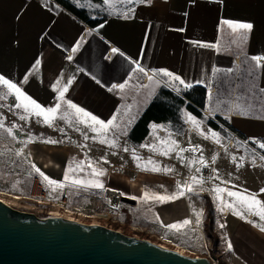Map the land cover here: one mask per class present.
<instances>
[{
	"label": "crops",
	"instance_id": "1",
	"mask_svg": "<svg viewBox=\"0 0 264 264\" xmlns=\"http://www.w3.org/2000/svg\"><path fill=\"white\" fill-rule=\"evenodd\" d=\"M113 5L120 10L109 13L106 20L92 27L55 0H0V74L17 83L27 95L45 107L58 102V92L52 87L56 81L60 80L59 86L63 87L74 78L65 99L105 122L116 115V123L120 124L119 130L107 133L109 140L117 141L118 146L111 147L100 144V137L84 125H70L58 118L48 126L42 117L18 109V119L24 115L27 119L20 120L30 123L33 130L30 136L38 137L30 140V152L34 155L38 151L51 153L46 162L37 154L34 161L53 178L59 176V171L64 178L69 164L111 163L110 169H100L107 178L122 174L129 183L140 186L134 196V210L140 221L182 237L200 231L209 240L204 239V243L206 241V245L214 249V254L221 251L235 264H264V232L255 226L264 224V221L247 211L241 218L225 207L235 199L227 195L228 191L255 194L264 202V192H261L264 189V149L259 147V143H264V92L261 91L264 89V66H256L257 80L248 87L238 76L240 70L245 69L243 67L248 68L247 61L256 64L252 56H264V0H224V4L212 0H195V3L192 0H145L143 4H126L127 7L114 0ZM129 8L134 12L125 19L123 13ZM223 19L251 22L254 30L247 41L237 38L233 43L231 30L220 23ZM77 43L80 47L72 51ZM112 48H117L118 52L112 53ZM37 59L41 61L40 65H35ZM137 64L149 75L154 70H168L192 86L208 87L204 115L199 117L183 108L179 125L153 122L148 136L140 144H134L129 138L132 128L165 85L163 82L169 79L158 75L154 76V81H160L159 84L150 82L147 75L133 71ZM214 69L218 71L214 72ZM235 72L234 91L227 102L220 89L225 86L226 77L235 78ZM125 81L123 91L118 88L109 91L113 84ZM168 87L176 92L185 88L178 81H171ZM252 87H255L254 93V89H249ZM6 99L15 100L14 95ZM61 104L60 113L71 111ZM237 104L240 108L235 107ZM187 116L194 117L199 127L193 125ZM218 117L229 126L222 124ZM71 119L75 120L74 117ZM209 119L218 123L220 128L211 126ZM153 125L158 127L153 128ZM125 131L126 134H122ZM15 132L22 137L23 131ZM213 132L219 139L212 136ZM85 134L89 136L88 140L84 139ZM94 136L96 139H92ZM47 140L58 143H46ZM171 141L175 144L172 145ZM18 143L21 145L20 140ZM151 146L157 150L153 151ZM169 146L174 147V151L162 155ZM59 153L68 154L59 156ZM196 153L198 159L204 157V163H210L212 170L208 175L202 173L200 161L192 165L180 163ZM134 155L142 163L156 162L161 171L138 168L136 163L139 161L133 159ZM116 163L133 164L119 167ZM151 167L148 165L149 169ZM198 168L199 172L196 171ZM83 169L87 171L86 166ZM193 176L202 182L192 184L194 191L188 192L184 185L185 182L191 184ZM178 183L185 193L179 200V196L163 203L144 198L145 192L171 196L175 190L177 193ZM216 188L224 191L217 194ZM208 203L212 206L213 217L209 232L206 230ZM152 212L157 220L151 216ZM111 213L121 223L118 209L111 210ZM183 216L192 217L190 221L195 232L184 234L181 229L167 227ZM229 243L232 244L231 250Z\"/></svg>",
	"mask_w": 264,
	"mask_h": 264
},
{
	"label": "rangeland",
	"instance_id": "2",
	"mask_svg": "<svg viewBox=\"0 0 264 264\" xmlns=\"http://www.w3.org/2000/svg\"><path fill=\"white\" fill-rule=\"evenodd\" d=\"M85 4L97 10L99 12L97 14H105L104 12H106V14H109L116 12V10H120L117 9L114 5H112L111 7H109L106 4L97 6L89 1H86ZM124 6L127 7L128 5L126 6V4H124ZM244 62L245 61H242L241 63ZM246 63L248 65V68L243 67L245 69L240 70L238 76L244 85L245 83H247L245 87H248L257 80V77L255 75V73L257 72V68H256V64L251 62L250 60L247 61ZM250 71L252 72L251 74ZM235 79H236V72H235V78L231 76L226 77L224 83L225 86L220 89L225 94L227 98V102H228V98L234 91V88L232 86V81L234 83ZM249 89L252 90L254 89L252 93L255 92V87ZM244 90L246 91L247 89L244 88ZM16 103H17L16 100L7 101V99H0V123H2L4 126L3 128H0L1 130L0 131V189L1 190L7 193H13L17 195L29 194L31 191L29 188V181H30L29 178L33 173V169H32V165H33L36 168H39L50 179L61 182L64 184V187L69 188V196L71 198L68 200V202L71 206L74 205L80 207L90 206L91 197L83 194H78L79 191L87 192V193H101L104 189L111 187L124 192L125 195H129L133 197L135 196V191L136 189H139L140 186L135 183L134 184L129 183L126 177L123 176L122 174L116 176H110L111 178H107V176L105 175L97 176V177L92 176V168H96L99 170L103 169V171H106L105 168H109L111 163H82L83 166H86L87 171H85L83 168L82 170L76 169V171L70 174L73 178H78L81 180H99L104 185L102 189L101 188L90 189L91 187L85 188L84 186H74L71 183H68L69 181H65L61 177L62 173L60 174V171H59V176L58 177L55 176V178H53L52 175L50 176L49 174L45 173V171L39 166V164L34 161L36 157L35 155L37 154L40 160L42 159L43 161L46 162L47 158L50 157L51 153L47 151H38L34 155L32 152H30V146H31L30 140L38 137L30 136L33 130L30 126L29 121L23 122L20 119H18V114H17L18 109L15 107ZM221 107L224 108L223 105H221ZM7 128L12 129L11 135L7 133L6 131ZM15 130H20L21 132L23 131L21 135L22 137L16 135ZM1 132H4V134H2ZM18 140L21 141V145H19ZM60 154L63 156V154L65 155L68 153H59V156ZM97 154L100 155L101 153H97ZM102 155H107V153H102ZM203 158L204 157H202L201 159ZM201 159H198L196 153L194 156L190 155L184 161H180V163H190L192 165V163H198ZM152 162L155 163L154 165L156 167L158 166L156 162L154 161ZM138 163H140L143 166L147 162L142 163L141 161H139ZM89 164H91L92 167H89ZM128 164H133V163H116V166L123 167V166H128ZM204 164H208V163L206 162ZM71 165L74 167L76 164H71ZM138 168L143 169V167H138ZM64 187L53 190V186H51L50 187L51 197L55 200L59 199L60 194L63 191ZM168 193H169V188H168ZM179 198L180 196L178 197V200ZM9 200L16 209L34 213L38 217L44 216L42 212L35 209L33 205L28 204L25 201L14 200V199H9ZM140 206L141 205H139V207ZM135 207H136L135 204L122 203L120 208H116L118 209V213L120 214L119 221H121V223L120 222L118 223V221H116L114 223V228L116 227V225H118L119 226L118 228L122 229L121 230L122 232H125L129 235L137 236L139 238L152 240L153 242H156L158 244H163L168 248L182 251L184 254L190 256H194V254L192 253H198L200 256H205V253L208 254L206 248L208 247V249H210V245L207 246L204 243V239L208 242L209 240L204 238L205 236H203V234H201L200 231L198 232V234H191L189 237L186 236L182 237V235L176 234L173 231L172 232L161 231L158 228V226L154 224L146 223V221H140L141 218H138V216H136L137 211L134 210ZM151 216L157 220L156 215L153 214V212L151 213ZM183 217H180V220L175 224L179 225L185 219L190 221V219L192 218L191 216L190 218L189 216H187L186 218ZM147 220L151 221L149 219ZM101 222L102 225L109 224L110 226V223L107 218H102ZM133 223L136 224L137 226H134ZM181 232L184 234L189 232H195L191 221L188 225L181 228ZM210 255L212 258L216 260L218 259L220 262L219 264H235L233 261L230 260L228 261V259H226L221 254V251L219 252L217 251L215 252V254L210 251Z\"/></svg>",
	"mask_w": 264,
	"mask_h": 264
},
{
	"label": "water",
	"instance_id": "3",
	"mask_svg": "<svg viewBox=\"0 0 264 264\" xmlns=\"http://www.w3.org/2000/svg\"><path fill=\"white\" fill-rule=\"evenodd\" d=\"M123 202L135 204L129 195ZM0 264H213L102 224L41 218L0 199Z\"/></svg>",
	"mask_w": 264,
	"mask_h": 264
},
{
	"label": "snow or ice",
	"instance_id": "4",
	"mask_svg": "<svg viewBox=\"0 0 264 264\" xmlns=\"http://www.w3.org/2000/svg\"><path fill=\"white\" fill-rule=\"evenodd\" d=\"M114 0H103V3L111 7L113 5ZM119 3L121 4H135V3H145V0H118ZM214 3L218 4H224V0H212ZM192 3H195V0H192ZM134 12V9L129 8L127 12L123 13L124 18L127 19L129 18V14ZM187 15V13H185ZM221 24L226 25L228 29L231 30L230 35H233V43L236 42V39H240L243 41L248 40L249 34L254 30V25L251 22H239V21H234L231 19H223L220 21ZM203 47H212V45H202ZM80 47V44L77 43L76 47L72 49V51H77V49ZM112 53H117L118 49L117 48H112L111 49ZM69 60L72 59L71 56L68 57ZM251 59L256 62V66H264V56H252ZM41 61L37 59L35 61V65H40ZM80 71H83V69H80ZM134 72H139L144 75H147L148 80L150 82H155L156 84H159L160 81H154V76L162 75L164 77L169 78L168 80L164 81L163 83L168 86L171 81H178L179 84L184 85L185 88H190L192 85L190 83H186L185 80L181 79L179 75H175L174 73L168 71V70H160L159 72L153 71L151 75L145 72V69L141 67L139 64H137L136 68L133 69ZM218 71V69L213 70ZM74 79V78H73ZM73 79H69L67 81V84H65L63 87H60V80H57L56 83L52 86L53 91L58 92V96L56 97V100L58 101L55 103L54 106H49L45 107L42 106L39 102H37L36 99L32 98L30 95H27L20 86H18L17 83L13 82L11 79L6 78L3 74H0V87L3 89H6L5 92L0 93V99H6L9 95H14L15 100L17 103L15 104V107L17 109H23L25 113H28L29 115H35L36 117H42L43 122L47 124L48 126H52L53 123L59 118L62 121H67L70 125L75 123L77 125H84L85 127L89 128L92 133H96L97 136L100 137L99 143L100 144H107L111 147H117V141L116 140H109L107 138V133L113 130H119L120 129V124L116 123L117 121V116L113 115L111 119H109L107 122H105L102 119H99L97 116L93 115L91 112L87 111L83 107L78 106L77 104L73 103L71 100L65 99V94L69 91V87L73 83ZM131 79V77H130ZM27 81V76H25V82ZM99 83V81H97ZM127 84V81L125 83L121 84H113L112 87L109 89V91H112L113 89H119L123 91L125 89V86ZM141 87H147V85H141ZM262 92H264V89H261ZM239 99V98H238ZM61 102L67 106V109L71 111H65L63 113H60L61 110ZM236 108H240V105L237 104L235 106ZM59 113V116H58ZM74 117L75 120L73 121L71 118ZM264 118V117H262ZM21 120L27 119L26 116L21 115L20 116ZM187 119L192 122L193 125L199 127V122L192 116H187ZM3 124L0 123V128H3ZM158 127L157 125H153V128ZM77 131H79V127L76 128ZM7 133L9 135L12 134V129L7 128L6 129ZM61 132H63V129H60ZM122 134H126V131L123 132ZM212 136L216 139L218 138L217 133L213 132ZM84 139L88 140L89 136L87 134L84 135ZM92 139H96V137H92ZM46 143H58V141L54 140H47L45 141ZM162 143H168V142H162ZM172 145L175 144V141L170 142ZM259 147L261 149H264V143H259ZM153 151H156L155 146H151ZM125 151H128L127 148L124 149ZM195 150V149H193ZM174 151V147L169 146L165 151H163L161 154L162 155H168L169 152ZM181 151H184V149H181ZM264 158V157H262ZM133 159L136 161H139L140 158L137 156H133ZM215 159V158H213ZM107 162V161H105ZM200 163L203 165L204 161L201 159ZM148 165H152V167L149 169ZM35 169V172L42 177L44 181L48 183V185L53 186V190L63 188L64 184L61 182H58L56 180L50 179L48 176H46L39 168H36L33 166ZM89 167H92L91 164H89ZM137 167H143V170H151L153 172H159L161 169L159 167H156L154 163L149 160L146 164L143 166L140 163H137ZM83 168L82 163H76L75 168L71 164H69L66 168V171L64 173V180L65 181H70L72 185L74 186H84V187H93V188H103L104 185L101 183L99 180H81L78 178H73L70 174L76 171V169H81ZM164 171H170V169H164ZM197 172L200 171L198 168L196 170ZM104 175V172L102 170L92 168V176L97 177V176H102ZM191 184L188 182H185L184 187L187 188L188 192L194 191L192 184H200L202 181L197 179L195 176L190 178ZM177 189L178 192L174 193L171 196H161V195H156L153 193L145 192L144 198L145 199H154L160 202H167V201H172L175 200L178 196H183L184 190L183 188L177 184ZM224 189L222 188H216L215 192L217 194L223 192ZM261 192H264V189H261ZM123 194V193H121ZM227 195L229 197L235 198L232 203H226L225 207H228L229 209L233 210V214L237 215L241 218H243V214L245 211L254 214L255 216L259 217L260 221H264V202L261 200L257 199L255 194L251 193H240L237 191H228ZM135 199V197H133ZM217 199H220L219 195H217ZM223 208H221V211ZM190 223L189 220L185 219L181 224H171L167 225L168 228L170 229H175V230H180L182 227L188 225ZM256 227L260 229L261 232H264V224H256ZM223 227V225H222ZM228 248L231 250L232 249V244H228Z\"/></svg>",
	"mask_w": 264,
	"mask_h": 264
},
{
	"label": "trees",
	"instance_id": "5",
	"mask_svg": "<svg viewBox=\"0 0 264 264\" xmlns=\"http://www.w3.org/2000/svg\"><path fill=\"white\" fill-rule=\"evenodd\" d=\"M55 1L92 27H96L108 17L106 12H104L105 14H97L99 13L97 10L85 4L86 1H89L92 4L101 6L104 5L103 0ZM208 92V87L204 85H193L190 88L182 89L180 92H176L168 86L163 85L132 128L129 134L130 140L134 144H140L148 136L150 124L153 122H171L179 125L181 123V112L183 108H187L195 115L202 117L207 105ZM218 118L222 124L229 126L222 118ZM209 123L214 128H220V125L212 119H209ZM206 213L208 217L206 230L209 232L213 224L212 206L210 203H208ZM118 227L116 225L115 228ZM208 234L210 235V233ZM209 250L212 253L214 251L213 248ZM205 256H207L206 253Z\"/></svg>",
	"mask_w": 264,
	"mask_h": 264
},
{
	"label": "built area",
	"instance_id": "6",
	"mask_svg": "<svg viewBox=\"0 0 264 264\" xmlns=\"http://www.w3.org/2000/svg\"><path fill=\"white\" fill-rule=\"evenodd\" d=\"M6 89L0 87V93L5 92ZM237 136V135H235ZM33 173L29 178L30 193L26 195H17L13 193H7L0 189V199L8 205L14 207L9 199L22 200L34 206L44 214L41 218H48L53 216L64 217L70 220H75L81 223L89 224H102L101 219L107 218L109 224H105L113 229L122 230L120 228H114V223L117 221V217L111 213V210L119 208L123 203L122 198L125 196L124 192L115 188H106L101 193H87L79 191L78 194H83L91 197V203L88 207H80L77 205L71 206L68 200L69 188L64 187L60 194L59 199L55 200L51 197L50 185L40 177L32 165ZM202 173L208 175L212 167L210 163L204 164L201 167ZM123 193V194H121ZM206 244V241H205ZM163 245V244H161ZM165 246V245H163ZM207 249V257L210 258L213 264H219V260L214 259L210 255V250ZM183 253L182 251H180ZM194 256H200L198 253H192Z\"/></svg>",
	"mask_w": 264,
	"mask_h": 264
},
{
	"label": "bare ground",
	"instance_id": "7",
	"mask_svg": "<svg viewBox=\"0 0 264 264\" xmlns=\"http://www.w3.org/2000/svg\"><path fill=\"white\" fill-rule=\"evenodd\" d=\"M112 166H110L108 169H110Z\"/></svg>",
	"mask_w": 264,
	"mask_h": 264
}]
</instances>
